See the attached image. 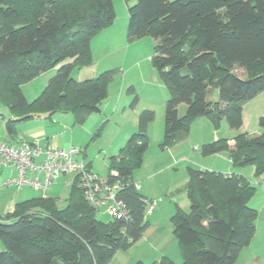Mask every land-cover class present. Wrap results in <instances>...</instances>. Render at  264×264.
<instances>
[{
    "label": "trees",
    "instance_id": "1",
    "mask_svg": "<svg viewBox=\"0 0 264 264\" xmlns=\"http://www.w3.org/2000/svg\"><path fill=\"white\" fill-rule=\"evenodd\" d=\"M127 37L154 41L151 64L169 92L165 103L163 146L188 137L200 118L214 128L225 121L230 130L242 127L243 106L264 91V0H125ZM114 0H0V101L14 124L39 113H69L78 124L100 112L107 83L117 74L76 82V68L91 64L90 44L115 18ZM57 67L56 75L32 103L20 87ZM248 71L246 78L233 73ZM216 90L218 100H206ZM185 112L179 115V107ZM154 118L143 111L138 132L117 156L115 171L129 186L119 193L131 223L101 222L83 199L77 177L63 209L48 198L17 203L0 217V264H109L114 255L137 243L145 228L149 201L133 187L132 172L142 166L147 141L145 126ZM255 137L238 133L233 146L219 139L201 147L202 155L227 152L231 166L254 170L264 178V117ZM188 212L175 207L171 221L181 264H234L255 231L257 212L248 206L255 187L241 175L187 169ZM65 177V176H62ZM135 264H143L138 261ZM152 264H173L168 257Z\"/></svg>",
    "mask_w": 264,
    "mask_h": 264
},
{
    "label": "rangeland",
    "instance_id": "2",
    "mask_svg": "<svg viewBox=\"0 0 264 264\" xmlns=\"http://www.w3.org/2000/svg\"><path fill=\"white\" fill-rule=\"evenodd\" d=\"M113 5L116 14L113 24L101 31L92 40L93 43L91 42L94 47L93 51L90 47L91 64L76 68L72 74L76 82H84L96 79L108 71L117 72L107 83V97L99 105L100 112L89 115L83 124L76 123L69 113H55L51 116L39 113L30 122L14 124L15 132L18 133L16 139L20 142H33L34 133L40 132L44 136L37 137L39 143L48 139L52 145L63 148L73 146L80 151L76 156L77 160L85 155V161L91 162L93 173L106 177L110 158L117 156L127 140L138 132L141 112H153V120L143 130L147 146L142 155V166L131 175L133 182L141 186L138 192L149 200L145 206L147 227L137 243L127 250L118 251L109 264H135L138 261L152 264L160 261L161 257H168L173 264H181L171 218L176 206L185 212L189 210L185 192L187 169L219 171L216 173L226 175L227 173L221 172L229 165L224 155H202L201 147L212 143L215 136L228 137L226 133L229 129L225 121L218 128H214L208 120L200 118L191 125L188 137L170 147L163 146L164 110L169 92L151 64L154 41L150 37L130 41L127 37V4L125 0H114ZM57 69L55 67L20 87L29 103L37 99L50 79L56 75ZM233 73L240 78L248 75V71L240 67H235ZM206 100L210 103L216 102L217 91H210ZM185 108V105L179 107L180 116L184 114ZM249 111L253 120L247 122L246 130L248 136L255 137L262 132L258 127V118L264 117V94L250 103ZM9 118L11 113L8 107L0 101L1 143H6L4 140L8 138L6 122ZM213 167L220 170H214ZM230 168L233 173H242L252 183L255 187L254 195L263 192L259 178L253 175L252 167ZM7 176L8 171L4 169L0 174V216L7 214L8 204L21 202L17 199L28 195H34L30 198L52 199L56 207L63 209L75 178V175L59 177L49 189L42 191L2 185ZM256 196L258 195L251 199L258 200ZM252 203L250 201L249 205ZM257 216V221L264 224V212ZM96 219L108 222L111 218L100 211L96 213ZM263 253L264 245L261 247V254ZM249 264H264V254L259 262L252 260Z\"/></svg>",
    "mask_w": 264,
    "mask_h": 264
},
{
    "label": "built area",
    "instance_id": "3",
    "mask_svg": "<svg viewBox=\"0 0 264 264\" xmlns=\"http://www.w3.org/2000/svg\"><path fill=\"white\" fill-rule=\"evenodd\" d=\"M79 154L73 146L63 149L37 141L0 142V165L16 172L4 185L45 191L59 177L75 175L83 199L92 209L104 212L111 219L131 223L130 212L119 199V193L129 185L115 171L106 177L94 174L83 159H76ZM260 185L264 192V178ZM133 187L136 191L140 188L136 183Z\"/></svg>",
    "mask_w": 264,
    "mask_h": 264
},
{
    "label": "crops",
    "instance_id": "4",
    "mask_svg": "<svg viewBox=\"0 0 264 264\" xmlns=\"http://www.w3.org/2000/svg\"><path fill=\"white\" fill-rule=\"evenodd\" d=\"M93 43V42H92ZM90 47H91V49H92V51H93V45L92 44H90ZM72 78H73V76H72ZM262 94H264V91L263 92H261L258 96H256L254 99H252L251 101H249L248 103H246L244 106H243V112H242V127L240 128V130L239 131H235V130H230L229 129V132L228 133H226V134H228V137H222V138H220V137H217V136H215V138H214V141H216V140H219V139H226V140H228V145L229 146H233V138L238 134V133H240V132H244V133H247V130H246V128H247V122L249 121V122H251L253 119H252V117L249 115V113H250V103L252 102V101H254L255 99H257L260 95H262ZM32 121V120H31ZM30 122V121H29ZM223 123V120L221 121V123H220V125ZM194 124V123H193ZM192 124V125H193ZM227 127V126H226ZM190 130H191V127H190ZM17 134L18 133H16V135L14 136V139H12L11 140V138H6L5 140H4V142H6V143H9V142H13V141H16V142H20V141H18L16 138H17ZM40 135H42V136H44L43 134H41L40 132H35L34 133V135H33V137H34V141H37V137H39ZM32 140V141H33ZM213 141V142H214ZM38 142V141H37ZM39 143V142H38ZM50 144L49 142H48V139H46V140H44L43 141V143H40V144ZM54 146H56V145H54ZM57 147H59V148H63V147H61V146H57ZM71 147V146H70ZM63 149H67V148H63ZM216 156H219V155H224V158H226V160H227V162H228V164L229 165H231V163H230V161H229V158H228V153L227 152H224V153H220V154H215ZM82 159H83V161H84V163H85V165H87L89 168H90V170L92 171V165H91V162H86L85 161V155L84 156H82ZM81 160V159H80ZM226 162V163H227ZM225 166V169H224V171H221V172H224V173H227L226 175H231V174H236V175H241V176H243V174L242 173H233V171H232V168H230L231 166ZM214 168V170H220V169H217V168H215V167H213ZM4 169L5 170H7L8 171V176L6 177V178H4V180H3V184L2 185H4V182L6 181V180H9V179H12V178H14L15 177V175H16V172H15V170L13 169V168H5V167H2L1 165H0V174L4 171ZM239 169H242V168H239ZM253 169V168H252ZM93 172V171H92ZM214 172H219V171H214ZM109 174V173H108ZM253 175H254V170H253ZM244 177V176H243ZM264 177V176H263ZM262 180V178L260 179L259 178V184H260V181ZM132 181H133V178H132ZM51 187V186H50ZM49 187V188H50ZM139 190L141 189V186L139 185ZM22 189V188H21ZM138 190V191H139ZM28 194H32V193H28ZM141 194V193H140ZM142 195V194H141ZM255 195H258V196H256L257 197V199L258 200H253V199H251L250 201L251 202H253L252 204H250L249 205V202H248V206L250 207V208H252V209H254L256 212H257V215L259 214H262L263 212H264V194H263V192H260V193H257V194H255ZM255 195H253L254 197H255ZM31 196H34V195H28V197H23V198H18V196H17V200H20L21 202H22V200L21 199H24V201H26V200H29L28 198H30ZM142 196H144V195H142ZM145 197V196H144ZM26 198V199H25ZM33 198H45V197H33ZM33 198H30V199H33ZM146 198V197H145ZM261 198V200H259ZM147 199V198H146ZM259 201H261V203L259 202ZM16 202V201H15ZM17 203H20V202H17ZM17 203H12V204H8V206H7V210H8V212H7V214H11L12 213V211H13V209H14V206L17 204ZM6 214V215H7ZM5 216V215H4ZM4 216H0V217H4ZM258 217V216H257ZM145 221H146V218H145ZM147 222V221H146ZM262 245H264V224H262V222L260 223L259 221H257V219H256V221H255V231H254V235H253V237H252V239H251V241H250V243L246 246V247H244V248H242L241 249V251H240V253H239V255H238V257H237V259H236V261H235V263L234 264H249L250 263V261H254V262H259L260 261V259H261V257H263V254H261V247H262Z\"/></svg>",
    "mask_w": 264,
    "mask_h": 264
}]
</instances>
